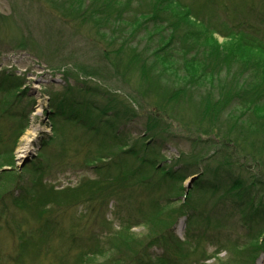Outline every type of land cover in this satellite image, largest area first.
<instances>
[{"label":"trees","instance_id":"obj_1","mask_svg":"<svg viewBox=\"0 0 264 264\" xmlns=\"http://www.w3.org/2000/svg\"><path fill=\"white\" fill-rule=\"evenodd\" d=\"M55 1L67 6H62L65 19L91 24L113 72L124 83L133 82L150 109L142 136L131 138L125 123L141 113L127 100L103 96L71 70L63 73L60 91L46 92L50 133L22 171L41 177L54 157L52 146L62 147L68 131H81L90 139L86 147L92 146L83 164L99 177L81 181L72 204L85 200L90 212L110 203L116 209L117 228L104 217L102 249L100 234H94L97 216L91 213L93 242L79 247V264L82 259L98 263L96 253L103 264H206L212 258L217 264H255L264 254V29L237 22L226 6L195 8L182 0ZM217 11L230 22L216 19ZM4 19L0 16V22ZM216 34L226 41L219 43ZM24 90L21 78L0 73V111L12 121L0 126V142L12 135L15 143L27 129ZM174 126L192 137L194 147L168 161L159 141ZM13 157L12 149L0 150V168H9L0 177L12 175L6 184L20 195L12 203L37 218L43 212L37 213L35 194L27 202L21 176L11 171ZM11 189L0 202L13 196ZM65 189L43 191L60 198L70 194ZM218 208L236 220L243 236L232 239L223 221L213 218ZM180 217L185 218L184 239L173 230ZM135 227L143 232L135 233ZM220 237L221 248L208 253L206 242ZM221 249L225 260L217 258Z\"/></svg>","mask_w":264,"mask_h":264},{"label":"rangeland","instance_id":"obj_2","mask_svg":"<svg viewBox=\"0 0 264 264\" xmlns=\"http://www.w3.org/2000/svg\"><path fill=\"white\" fill-rule=\"evenodd\" d=\"M144 1V0H139ZM185 4H192L195 8L226 6L236 15L238 21H248L255 27L264 29V0H182ZM55 6L58 11L55 10ZM67 7L65 4L62 5ZM56 4L55 0H0V73L21 78L25 88V97L22 99L24 115L28 119L27 129L14 143L12 135L9 138L2 136L0 150L12 149L13 167L11 171L21 176V183L28 190L27 202L35 194L38 203L37 218L27 209L19 210L12 202L20 195L16 188H9L6 182L12 175L2 174L0 177V195L7 189L13 192L12 197L4 196L0 202V264H79L81 254L79 247L92 243L91 234L95 231L91 226L96 219L94 234H100L97 244L104 248L101 233H104V217L117 228L114 213L115 204L110 203L108 208L95 207L90 212V207L85 200L83 203L73 205L77 193L74 191L81 181L97 179L92 166L83 163L90 160L88 151L91 144L86 147L90 139L81 131H68L62 138L63 145H53L52 156L44 174L28 173L22 168L26 162L34 160L38 153L40 142L50 133L49 122L45 110L48 109V96L46 92L60 91L65 84L63 73L67 70L80 82L98 86L100 94L104 92L125 99L141 116L125 123L124 130L128 131L131 138L142 136L145 116L150 109L145 106L132 86L126 84L122 78L113 72L109 62L104 58V44L100 37L94 33L91 24L67 20L64 16L65 7ZM243 13V14H242ZM216 19L230 22L225 12L217 11ZM227 22H226V21ZM104 30V29H103ZM219 43L226 41L221 35L216 34ZM19 41L24 43L18 46ZM38 55V56H37ZM73 82L72 79H69ZM48 94V93H47ZM24 96V95H23ZM100 100V98H98ZM105 103V102H104ZM2 114V116H1ZM9 118V120H8ZM19 115L17 114V117ZM7 119V120H6ZM11 119L8 114L0 111V126L9 127ZM192 137L184 134L176 126L170 133L161 136L162 152L168 161L176 158L179 152L185 154L192 152ZM24 151L23 158H19ZM9 170V168H0ZM9 171V172H11ZM22 172V173H21ZM40 177V180H39ZM188 180L184 183L186 187ZM70 188L69 193L48 197L43 191H55ZM41 192V193H40ZM7 193V192H6ZM56 204H59L56 207ZM53 208V209H52ZM58 209L57 211H55ZM66 209V210H65ZM210 209V208H208ZM214 212L213 218L223 221L225 230L231 231L232 239L243 236V231L238 230L235 219L229 214ZM217 213V214H216ZM96 214V215H95ZM37 216V215H36ZM234 218V217H233ZM185 218H181L173 226V230L180 239H184ZM57 224L53 229L51 222ZM90 221V222H89ZM49 222V223H48ZM183 225L180 228L179 223ZM236 222V220H235ZM111 224V225H112ZM102 229H100L99 227ZM98 227V228H97ZM39 229V233L37 229ZM93 228V227H92ZM99 230V231H98ZM135 233H142V228L132 229ZM33 233L31 238L30 233ZM101 241V242H100ZM223 238L208 240L206 249L212 253L216 247L221 248ZM217 258L225 260L228 256L225 249H221ZM152 251L156 252L155 249ZM96 264H103L104 258L96 253ZM87 259H82L80 264H88ZM212 258L206 264H217ZM255 264H264V254L260 255Z\"/></svg>","mask_w":264,"mask_h":264},{"label":"bare ground","instance_id":"obj_3","mask_svg":"<svg viewBox=\"0 0 264 264\" xmlns=\"http://www.w3.org/2000/svg\"><path fill=\"white\" fill-rule=\"evenodd\" d=\"M23 152H24L23 150L19 152V153H22V154L19 156V158H23V157H24ZM178 225H179V227L181 228L182 225H183V223L180 222Z\"/></svg>","mask_w":264,"mask_h":264},{"label":"water","instance_id":"obj_4","mask_svg":"<svg viewBox=\"0 0 264 264\" xmlns=\"http://www.w3.org/2000/svg\"><path fill=\"white\" fill-rule=\"evenodd\" d=\"M190 186V184H188V187Z\"/></svg>","mask_w":264,"mask_h":264}]
</instances>
